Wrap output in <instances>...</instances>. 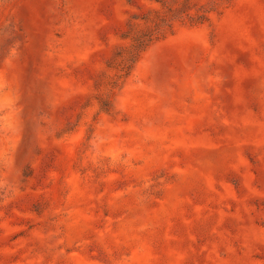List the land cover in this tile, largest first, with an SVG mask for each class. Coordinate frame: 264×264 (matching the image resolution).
Masks as SVG:
<instances>
[{"label": "rangeland", "instance_id": "374dc122", "mask_svg": "<svg viewBox=\"0 0 264 264\" xmlns=\"http://www.w3.org/2000/svg\"><path fill=\"white\" fill-rule=\"evenodd\" d=\"M0 264H264V0H0Z\"/></svg>", "mask_w": 264, "mask_h": 264}]
</instances>
